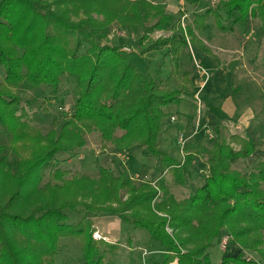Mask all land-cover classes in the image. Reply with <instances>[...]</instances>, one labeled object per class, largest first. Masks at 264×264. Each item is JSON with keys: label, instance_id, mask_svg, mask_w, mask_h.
<instances>
[{"label": "trees", "instance_id": "1", "mask_svg": "<svg viewBox=\"0 0 264 264\" xmlns=\"http://www.w3.org/2000/svg\"><path fill=\"white\" fill-rule=\"evenodd\" d=\"M210 14L220 31L256 19L264 34V0H218L215 10L193 15L185 26L167 11V0H0V68L8 88L0 90V136L5 135V143L0 140V264H56L63 237L78 241L81 264H114L107 256L119 253L124 242L95 240L94 216H116L159 244L158 259L132 258V264H257L244 250L264 264V159L245 172L233 169L262 144L246 134L226 136L217 121L210 146L189 141L180 147L181 159L158 149L169 106L181 104L192 85L191 73L181 65L182 51L193 43L210 55L202 39ZM113 26L141 31L140 55L166 47L165 80L176 79L178 87L161 86L160 66L152 75L132 61L133 52L111 44ZM169 28L171 35L152 38ZM64 78L74 83L71 110L42 133L15 90L22 84L55 94ZM92 132L103 148L109 143L153 156L181 186L195 179L190 169L196 157L206 173L198 175L193 192L177 199L164 178L137 183L127 168L115 174L98 165L97 177L70 178L61 167L52 168L58 155L83 147ZM49 168L50 179L41 185ZM79 208V219L69 222L68 212ZM223 234L238 246L229 245L213 263L210 250Z\"/></svg>", "mask_w": 264, "mask_h": 264}, {"label": "rangeland", "instance_id": "2", "mask_svg": "<svg viewBox=\"0 0 264 264\" xmlns=\"http://www.w3.org/2000/svg\"><path fill=\"white\" fill-rule=\"evenodd\" d=\"M180 2L177 4L176 0H167V6L169 4L167 11L172 14L174 21L179 19L184 26L192 22L193 15L203 14L209 8L215 10L218 5V0H201L197 6L187 4L185 0ZM207 24L202 39L205 47L210 50V55L199 50L193 43H189L182 51L181 65L191 73L192 85L187 89L186 95H183L181 106H171L170 117L168 116L163 122L158 137V149L171 157L181 159L180 147L189 141H202L206 146H210L215 138L216 122L220 121L222 132L226 136L230 133L246 134L254 136L262 144V148L252 156L234 164L233 169L245 172L255 160L264 159V34L260 32L259 21L256 19L244 28L236 27L226 32L217 28L211 14L205 19V25ZM171 33L172 30L169 28L155 31L151 36L155 39L160 36L167 37ZM140 35L141 31L127 32L113 26L110 29V43L123 46L125 50L133 52L132 61L152 75L160 66L163 81L161 86L178 87L176 79L165 80L170 70L167 48L159 47L157 50L140 55L141 46L138 45ZM71 40L74 44L75 39ZM73 86L72 81L64 78L55 94L45 87L31 90L22 84L15 91L22 97V106L31 119V124L39 128L42 133H46L54 128V120L57 124H61L71 110ZM0 90H8L3 82L2 68H0ZM181 135L182 142L179 141L182 139ZM85 139L86 143L83 147L58 155L52 168L61 167L67 172L68 178L75 174L97 177L98 165L110 168L115 174L127 168L137 183H155L160 177L164 178L169 190L177 199L185 198L193 192L199 182L198 175L206 173V165L196 157L190 169L195 179H188L186 184L181 186L174 182L169 172L159 168L153 156L144 157L141 150L130 149L129 153L109 143L103 148L95 132L87 134ZM0 140L5 143L4 134H1ZM9 158L13 162L14 158L12 156ZM49 175L50 168L44 172L41 185L49 181ZM68 214L69 222H75L81 216L82 209L70 211ZM93 221L96 226L95 231L105 237L102 240L110 244L122 243L123 239L132 241L131 247L118 245L119 253L113 252L107 256L115 260H113L114 264H132L131 255L136 257V246L144 245L148 241L146 231L141 228L128 225V232L127 229L123 231V224L115 216H94ZM118 223L119 228L122 225L120 232L116 229ZM132 228L135 229L134 233L139 243L131 236ZM228 237V246H238L231 241L229 235ZM60 241L55 256L56 264L64 262V258L70 264H81L78 241L71 237H63ZM132 248H134L133 254L130 252ZM146 249L147 253L149 248ZM142 250L144 252L145 249ZM227 250L228 248L223 249L219 244L214 245L210 250L211 261L218 262L221 254ZM244 253L248 259L262 264L256 253L246 250Z\"/></svg>", "mask_w": 264, "mask_h": 264}, {"label": "crops", "instance_id": "3", "mask_svg": "<svg viewBox=\"0 0 264 264\" xmlns=\"http://www.w3.org/2000/svg\"><path fill=\"white\" fill-rule=\"evenodd\" d=\"M177 1V4L178 3H181L180 2V0H176ZM184 0H182V2H183ZM188 4V3H187ZM168 6H169V4H168ZM167 6V7H168ZM208 27V24L206 25V28ZM180 106H181V104H179ZM179 105H171V106H174V107H180ZM171 106H169V108H168V110L171 112ZM116 217V216H115ZM118 218V217H117ZM118 220H119V222H121V224H123V231H125V229H127L126 231L128 232V228L129 227H127L128 225L126 224V223H124L123 221H121L120 220V218H118ZM121 226L122 225H120V228H119V223H118V227L116 228L117 230H118V232H120L121 231ZM108 230L107 231H109V228H108V226L106 227ZM135 228V227H134ZM134 228H132V237H134L135 238V241L136 242H138L137 240H136V236H135V233H134ZM103 230H105V228L103 229ZM145 236V235H144ZM123 240H125V239H123ZM148 241L144 244V245H139V246H136V249H135V252H136V257L135 256H133V255H131V257L132 258H135L137 261H139V260H148V259H158V257H159V255H158V253H156V250H158L157 248L159 247L158 245H157V242H155V241H150L149 239H147ZM128 241L130 242V244L132 245V241H131V239H128ZM125 242V241H124ZM139 243V242H138ZM131 245H129L127 242H126V244L124 243V246H127V247H131ZM235 247V246H234ZM146 248H149L148 249V252L146 253ZM134 248H132V249H130V252L133 254L134 253V250H133ZM142 249H145L144 250V252H143V250ZM222 255V254H221ZM64 260H65V258H64ZM220 260V259H219ZM219 260H218V262H219ZM218 262H215V263H218ZM143 263V262H142ZM171 264H178L176 261H174V262H172Z\"/></svg>", "mask_w": 264, "mask_h": 264}, {"label": "built area", "instance_id": "4", "mask_svg": "<svg viewBox=\"0 0 264 264\" xmlns=\"http://www.w3.org/2000/svg\"><path fill=\"white\" fill-rule=\"evenodd\" d=\"M173 119V118H172ZM180 138H182V135L180 136ZM180 142H182L183 141V138L182 139H180L179 140ZM183 146V145H182ZM93 238L95 239V240H99V239H105V237H103V236H101L98 232H93ZM220 243H219V246L221 247V248H223V249H226L227 247H228V241H229V237H228V235H223V236H221V238H220Z\"/></svg>", "mask_w": 264, "mask_h": 264}]
</instances>
